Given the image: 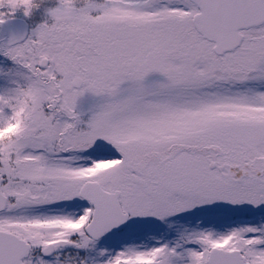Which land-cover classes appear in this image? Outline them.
<instances>
[{
    "label": "snow or ice",
    "instance_id": "obj_1",
    "mask_svg": "<svg viewBox=\"0 0 264 264\" xmlns=\"http://www.w3.org/2000/svg\"><path fill=\"white\" fill-rule=\"evenodd\" d=\"M50 16L0 41V264H264V0Z\"/></svg>",
    "mask_w": 264,
    "mask_h": 264
},
{
    "label": "rangeland",
    "instance_id": "obj_2",
    "mask_svg": "<svg viewBox=\"0 0 264 264\" xmlns=\"http://www.w3.org/2000/svg\"><path fill=\"white\" fill-rule=\"evenodd\" d=\"M87 2H88V0H75V6L78 9L84 8L87 6ZM94 2L97 4H104L105 0H94ZM35 4H36V7H34V11L36 10L39 12H36L34 14L36 16H35V20H33V22H36L37 25H36L35 29L32 30V32L35 31L41 24L48 23L49 25H51L52 23L55 22L54 19L50 16V10L59 7L60 6V0H35ZM0 12L7 13L6 20L19 17V14L20 15H26L23 8L17 9V10H15V12H10L8 10V8H0ZM101 12H102V10H93L91 14L92 15H98V14H101ZM26 16H28V17H23V18L27 19L28 21L29 20L32 21V19L34 18L32 16H29V15H26ZM0 41H4V35L3 34H1V36H0ZM95 102H96V99L91 94H87L80 101V105L83 109L86 110Z\"/></svg>",
    "mask_w": 264,
    "mask_h": 264
},
{
    "label": "water",
    "instance_id": "obj_3",
    "mask_svg": "<svg viewBox=\"0 0 264 264\" xmlns=\"http://www.w3.org/2000/svg\"><path fill=\"white\" fill-rule=\"evenodd\" d=\"M0 28L3 33L7 35L9 38L15 34L18 36H24L27 38L30 34V26L29 24L20 18H14L11 20H7L4 24H0Z\"/></svg>",
    "mask_w": 264,
    "mask_h": 264
},
{
    "label": "flooded vegetation",
    "instance_id": "obj_4",
    "mask_svg": "<svg viewBox=\"0 0 264 264\" xmlns=\"http://www.w3.org/2000/svg\"><path fill=\"white\" fill-rule=\"evenodd\" d=\"M36 12H39V11H36V10L34 11V8H33L32 13H31L29 16H32V17L35 18L36 15H34V14H35ZM23 17H28V16H26V15H20V14H19V17H17V18H23ZM1 34L4 35V40H6V39L9 38L8 36H6V35L3 33L2 29L0 28V36H1Z\"/></svg>",
    "mask_w": 264,
    "mask_h": 264
},
{
    "label": "trees",
    "instance_id": "obj_5",
    "mask_svg": "<svg viewBox=\"0 0 264 264\" xmlns=\"http://www.w3.org/2000/svg\"><path fill=\"white\" fill-rule=\"evenodd\" d=\"M33 20H35V18L32 19V22H33ZM35 24H36V23H35Z\"/></svg>",
    "mask_w": 264,
    "mask_h": 264
}]
</instances>
